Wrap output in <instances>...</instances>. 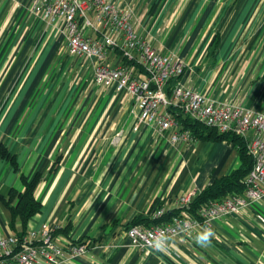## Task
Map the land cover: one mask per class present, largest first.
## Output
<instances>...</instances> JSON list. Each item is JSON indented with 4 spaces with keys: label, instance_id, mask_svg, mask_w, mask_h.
Wrapping results in <instances>:
<instances>
[{
    "label": "crops",
    "instance_id": "obj_1",
    "mask_svg": "<svg viewBox=\"0 0 264 264\" xmlns=\"http://www.w3.org/2000/svg\"><path fill=\"white\" fill-rule=\"evenodd\" d=\"M112 1L132 10L141 37L184 61L183 86L264 113V0ZM28 5L0 0V145L17 164L0 155V236L49 226L60 247L87 240L84 255L65 253L59 264H264V197L215 220L208 247L194 243L201 228L147 255L130 244L126 224L175 209L177 196L230 173L237 149L226 140L173 144L145 123L134 129L133 95L97 85L94 61L71 54L64 32ZM121 61L112 49L103 62ZM36 173L41 209L23 226L3 199Z\"/></svg>",
    "mask_w": 264,
    "mask_h": 264
},
{
    "label": "built area",
    "instance_id": "obj_2",
    "mask_svg": "<svg viewBox=\"0 0 264 264\" xmlns=\"http://www.w3.org/2000/svg\"><path fill=\"white\" fill-rule=\"evenodd\" d=\"M28 6L46 25L64 32L71 54L94 61L93 80L97 85L133 95L139 108L134 129L145 123L173 144L196 141L190 130L181 127L171 111L174 108L192 120L219 132L231 131L246 140L252 166L244 179L242 193L209 201L197 217L189 209L201 190H189L176 197L178 211L170 220L129 226L125 233L132 246L147 255L157 249L154 245L161 235L169 239L205 226L213 229L215 220L238 214L264 197V113L240 103L216 102L183 86L179 78L184 73V61L174 54H162L141 37L133 25L129 7H121L112 0H29ZM88 30L96 35L90 36ZM112 49L120 50L122 61L108 65L103 61ZM132 63L141 65L143 73H136ZM248 130H253V134L246 139ZM165 212L163 206H158L152 218L158 219ZM257 219L264 223V216L258 214ZM52 233L53 228L43 226L20 236L12 233L0 236V264H59L65 253L80 256L87 252V242L72 241L60 247Z\"/></svg>",
    "mask_w": 264,
    "mask_h": 264
},
{
    "label": "trees",
    "instance_id": "obj_3",
    "mask_svg": "<svg viewBox=\"0 0 264 264\" xmlns=\"http://www.w3.org/2000/svg\"><path fill=\"white\" fill-rule=\"evenodd\" d=\"M132 65H134V71L136 73L139 68L143 72V68L141 65L136 63H132ZM171 111L179 121L181 127L183 129L190 130L195 138L204 140H226L233 143L237 149L240 159V164L237 168L226 175L214 179L203 189H201V191L194 197L191 202L189 211L193 216L198 217L199 210L203 208L209 201L219 200L227 197L230 194L242 193L244 191V179L252 166V157L247 150L246 140L244 139V137L237 135L231 131L219 132L216 128L208 127L199 121H195L187 116H184L181 112H177L176 110H174V108H171ZM0 155L7 158L13 164L15 169L17 168L14 155L9 153V151L3 145H0ZM40 179V173H36L30 179L22 176L21 180L24 186L23 190L17 191L11 189L8 194V198L3 199L4 202L9 206L12 217H19L23 226H25L26 222L41 209V203L35 197V188ZM14 201L15 203L13 204ZM11 202L12 204H10ZM177 211V209H169L164 213L162 217L158 219H134L131 223L126 224V229L129 226L135 224L150 225L157 222L170 220L171 216L177 213ZM23 234H25V231L23 233L15 235L20 236ZM86 241L87 240H83L81 238L74 242L82 243Z\"/></svg>",
    "mask_w": 264,
    "mask_h": 264
},
{
    "label": "clouds",
    "instance_id": "obj_4",
    "mask_svg": "<svg viewBox=\"0 0 264 264\" xmlns=\"http://www.w3.org/2000/svg\"><path fill=\"white\" fill-rule=\"evenodd\" d=\"M215 231L210 226H205L202 231L198 232L194 237V243L199 247L210 246L212 239L215 237ZM167 238L162 235L157 238L155 247L157 250L166 246Z\"/></svg>",
    "mask_w": 264,
    "mask_h": 264
}]
</instances>
